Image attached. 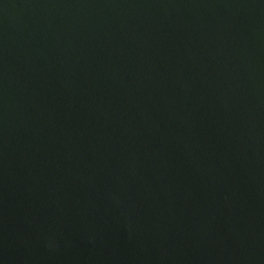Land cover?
Instances as JSON below:
<instances>
[{
    "label": "water",
    "instance_id": "1",
    "mask_svg": "<svg viewBox=\"0 0 264 264\" xmlns=\"http://www.w3.org/2000/svg\"><path fill=\"white\" fill-rule=\"evenodd\" d=\"M0 264H264V0H0Z\"/></svg>",
    "mask_w": 264,
    "mask_h": 264
}]
</instances>
